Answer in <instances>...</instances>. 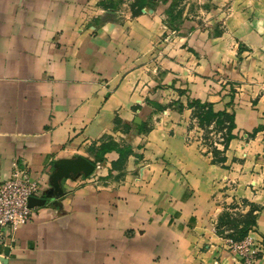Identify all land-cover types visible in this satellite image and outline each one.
Instances as JSON below:
<instances>
[{"label":"crops","instance_id":"1","mask_svg":"<svg viewBox=\"0 0 264 264\" xmlns=\"http://www.w3.org/2000/svg\"><path fill=\"white\" fill-rule=\"evenodd\" d=\"M86 2L0 0V182L27 165L40 183L38 197L50 187L56 160L88 155V140L113 133L114 118L131 124L135 109L147 108L137 82L150 90L146 82L155 81L136 59L151 34L124 44L119 26L106 34V16L80 32ZM202 19L176 38L174 60L159 66L161 87L146 92L160 105L179 99L177 123L147 135L132 127L119 132L137 145L145 140L131 147L149 161L145 179L112 186L66 179L71 192L59 207L34 206L15 239L0 240V264H157L161 252L165 264H244L207 225L218 212L215 201L242 197L259 205L244 211L256 215L249 232L263 242L255 264H264V0L215 1ZM94 28L98 35L89 32ZM193 99L234 113L235 137L219 147L224 161L187 143ZM105 156L102 176L119 153ZM135 168L130 162L127 169Z\"/></svg>","mask_w":264,"mask_h":264},{"label":"rangeland","instance_id":"2","mask_svg":"<svg viewBox=\"0 0 264 264\" xmlns=\"http://www.w3.org/2000/svg\"><path fill=\"white\" fill-rule=\"evenodd\" d=\"M215 1L219 0H150L148 2L149 5L138 12V8L133 7V4H135L136 0H87L85 5H88L89 8L84 11V25H81L79 27V31L82 32L86 30L89 23H95L96 26H99V19L106 16L105 18H108L107 20L109 22L106 30L104 29L106 31V34L110 35L111 33H113L114 29L119 26L126 35L123 42L124 44L128 43L129 38L134 35V40L136 39L138 45V43L142 39H144L146 33L149 32L152 36L150 46L146 51H142L140 49L137 50V65L139 67H146L145 72L148 74L150 81L152 79L158 82V76H160L163 72L160 71L159 66L163 65L162 63L165 60H174L173 56L170 54V50L174 48L173 42L177 37L188 36V34L194 32L196 28L195 20L206 23L207 21H204L202 18L207 17L210 8L215 5ZM225 1H227L228 3H232L233 0ZM169 7H173L174 15L178 16L176 21L173 23V27L169 24V17L166 13ZM145 19H149L150 23H148ZM89 32L91 33V35L99 34V30L95 28L90 29ZM240 60V57L237 56V63H240ZM100 79L101 83L104 80L106 82H108L109 80L108 76H101ZM155 81L152 82V84L149 81L146 82L147 84L150 83L148 86L150 90H148L146 87L143 89L144 85L141 84L140 86V83L137 82V86H139L137 91H140L141 95L145 97L143 102L145 103L147 108H145L144 105L138 106L135 109L136 117L130 122V125L132 128L137 129V126L135 124H140L143 122L144 125L142 126L141 130L144 135H147V133L152 129L161 127V125L170 127V123H177V121L173 117V113L176 111L180 113L182 112V109H178V103L180 102L179 99H173L172 102H169L166 105L162 104V106H164V109L166 108L165 110L158 108L153 97L146 94L147 91L151 92L155 88L161 87L162 84H156ZM185 96H189V94L186 93ZM168 106H170V109H167ZM152 107H154V109H152ZM136 118L140 120V123L135 121ZM191 118V122L189 123V126L187 128V143L189 145L196 146L199 151L206 156H208L209 154L213 155V153L215 154V152H213L214 148L219 149L220 147L222 149H225L226 136L224 129L216 126L214 122L207 127H203L200 124L199 119L194 114V108L192 109ZM112 124L113 125L110 127V129L113 133L106 132L98 138L89 139V149H91V147L93 146H99L101 143L109 140L116 141L123 151L128 150V147L137 148V146H139L143 148L145 146L146 142L144 139L142 140L140 145H137L135 142H133V137H127L125 135L121 136L119 134V132H125V130L127 129V122L123 120L116 121L114 118ZM169 127H166L165 130L168 131ZM174 132V128H171L168 133L174 134ZM97 142H100V144H97ZM89 149L87 151L88 155L80 153L74 154V156L83 155L88 157L90 156ZM135 152L137 154L132 153L133 155H129L128 157H126L124 162L117 168L113 170L110 169L109 174H107L106 176H102L104 168H101V165L103 166L104 164H106V162L104 161L102 163H98L96 165V169L98 170V168H101V170L99 172H96L94 175L89 176L90 179H94L91 180L90 183L96 184V186H112L114 185V182L120 183L121 181L126 182L129 180H136L140 182L144 180L147 171L151 170L150 166L148 165L149 161L148 159H145L144 153L140 154V152H137V150H135ZM218 155L220 158L221 154ZM130 156H134V159H129ZM105 160H108V157L105 156ZM130 162H135V169H127ZM137 164L138 166H136ZM53 170L54 166L52 172ZM77 179H80L81 181L79 183V186L89 183L86 181L82 182L83 180H85L84 176ZM75 181L76 179H73L70 182ZM64 183L65 180L63 181V186ZM67 186L70 187L69 184H67ZM65 188L66 187L64 186V189ZM50 189L51 185L46 191ZM46 191L41 198H47ZM65 191V197L63 199H60L57 204L51 198H47V201L44 205L59 207L61 201L66 199L68 194L71 192L68 190ZM215 204L217 206L218 212L210 215L209 219L207 220V225L211 228L212 233L220 238V241H222L224 248H226V250L228 249L230 253H232L231 249H229L226 245V240L228 238H233L234 236H236L235 233H237V228L240 227V222L248 213H245L244 211L246 206L250 205V207L256 209L259 205L255 204L250 200V198L246 197L234 198L233 200L228 201V203H226L225 201L217 200L215 201ZM223 213H227V215H230L233 223H230V221L229 225L225 227H219V218ZM174 219L177 221L178 218L175 217ZM143 233L144 229H141L140 234ZM164 258L165 257L163 256L162 252L158 253L155 257V262L157 264H165V262H163Z\"/></svg>","mask_w":264,"mask_h":264},{"label":"built area","instance_id":"3","mask_svg":"<svg viewBox=\"0 0 264 264\" xmlns=\"http://www.w3.org/2000/svg\"><path fill=\"white\" fill-rule=\"evenodd\" d=\"M40 183L33 178L29 167L15 166L10 176L0 182V240L4 243L15 239L16 231L34 214L30 198L38 197ZM226 245L244 264H255L263 242L256 240L251 232L243 239L228 238Z\"/></svg>","mask_w":264,"mask_h":264},{"label":"trees","instance_id":"4","mask_svg":"<svg viewBox=\"0 0 264 264\" xmlns=\"http://www.w3.org/2000/svg\"><path fill=\"white\" fill-rule=\"evenodd\" d=\"M150 0H136L135 4H133V7L138 8V12L141 11L144 7L149 5ZM168 17H169V24L173 27L174 22L176 21L178 16L174 15L173 7H169L166 11ZM158 108L164 109V106L156 103ZM189 107L194 108V114L199 119L200 124L203 127H207L208 125L212 124L213 122L216 124V126H219L220 128L225 130V149L228 147L229 142L232 138L235 137L233 134V129L235 128V115L234 113H229L226 110L224 111H215L212 103L204 102L202 103L199 99H193L191 102H189ZM137 126V130L140 132L142 131V126L144 123L135 124ZM127 128H131L130 124L126 125ZM90 155L92 157V161L95 165L98 163H102L105 161V154L110 151H117L119 153V157L117 160L113 161L112 170L117 168L119 165H121L125 158L128 157L132 152V148L128 147V150L123 151L120 147V145L113 140L105 141L101 143L99 146H93L91 147ZM219 149L214 148L213 152L220 153L218 151ZM225 156L220 157L218 161H224ZM231 221V222H230ZM230 223H233V220L231 219L230 215H227V213H223L219 218V227H225L229 225ZM256 224V215L254 213V210H250L245 217H243L242 221L240 222V227L237 228V233H235L236 236L233 238L236 240L243 239L250 231V229L253 227V225Z\"/></svg>","mask_w":264,"mask_h":264},{"label":"water","instance_id":"5","mask_svg":"<svg viewBox=\"0 0 264 264\" xmlns=\"http://www.w3.org/2000/svg\"><path fill=\"white\" fill-rule=\"evenodd\" d=\"M136 122L140 123L138 118ZM94 162L83 155L71 156L58 159L54 162V170L50 174L51 189L46 191L47 198H51L57 204L66 195L63 181L66 179H77L79 177H89L96 173ZM47 198L33 196L30 198V206L44 205Z\"/></svg>","mask_w":264,"mask_h":264}]
</instances>
